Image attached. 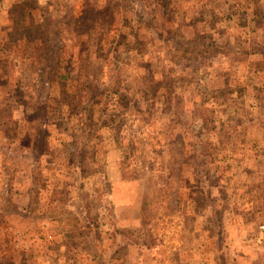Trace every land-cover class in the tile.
<instances>
[{
  "label": "rangeland",
  "instance_id": "obj_1",
  "mask_svg": "<svg viewBox=\"0 0 264 264\" xmlns=\"http://www.w3.org/2000/svg\"><path fill=\"white\" fill-rule=\"evenodd\" d=\"M0 264H264V0H0Z\"/></svg>",
  "mask_w": 264,
  "mask_h": 264
}]
</instances>
